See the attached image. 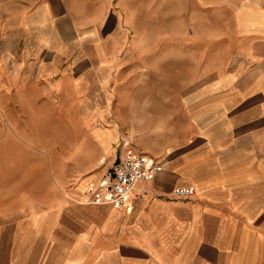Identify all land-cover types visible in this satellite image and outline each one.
I'll return each instance as SVG.
<instances>
[{"label": "crops", "instance_id": "crops-1", "mask_svg": "<svg viewBox=\"0 0 264 264\" xmlns=\"http://www.w3.org/2000/svg\"><path fill=\"white\" fill-rule=\"evenodd\" d=\"M237 9L235 63L205 72L190 66L188 80L175 71L173 81L168 59L184 63L194 51L163 54L157 87L164 92L135 99L136 84L121 89L127 96L116 104L135 108L131 119L122 120L120 110L116 117L113 130L125 131L110 167L133 151L162 170L115 210L87 196L110 168L68 192V171L61 181L46 172L38 189L37 146L24 139L39 136L34 106L66 104L38 90L118 89L122 50L110 44L116 0H0V41L18 46L3 51L14 66L0 77L6 94L16 91L0 99V264H264V0ZM181 188L194 195L170 199Z\"/></svg>", "mask_w": 264, "mask_h": 264}, {"label": "rangeland", "instance_id": "rangeland-1", "mask_svg": "<svg viewBox=\"0 0 264 264\" xmlns=\"http://www.w3.org/2000/svg\"><path fill=\"white\" fill-rule=\"evenodd\" d=\"M243 1L116 0L118 32L113 35L115 41L112 40L110 44L112 48L122 50L118 59L120 68L114 76L118 89L91 90L84 94L76 90L63 94L55 90L37 91L38 96L48 93L54 99L63 98L66 102L65 105H54L50 99H45L32 109L31 118L37 120L39 136L30 139L24 137V140L37 146L31 152L35 150L38 153H34L38 156V189L44 187L46 172H52L54 181H61L68 171L69 182L64 189L68 192L66 190L71 191L78 184V179L99 172L104 174L110 168L109 159L116 155L125 131L123 126H119L118 132L113 130L116 117L119 121L120 110L122 120L131 119L133 114L128 110L135 108L116 104L127 96L125 90L121 89H125L127 83L136 84L137 87L130 94L135 99L156 98L158 92H164L157 87L160 81L158 61L163 54L173 56V53L183 51L188 56L194 51L191 54L193 57L181 59L184 63L174 62L179 59H168V76L173 81L175 71H181V80H188L191 71L186 69L190 66L196 65L199 67L197 72H205L210 67L217 69L222 65L235 63L241 39L237 7ZM100 38L104 39V35ZM14 46L17 45L13 42L0 41V77L6 68L14 66V59L4 57L3 54V51H13ZM124 55L136 57L125 58ZM147 84L148 90L145 89ZM6 96L14 97L16 91L11 89L6 94L0 88V99ZM67 135L68 147L65 144ZM47 137L49 139L45 142ZM15 140L18 142L14 146L21 147L19 139ZM2 141L0 139V145ZM46 144L51 146V151L42 153L39 148ZM62 145L68 150L65 154H62ZM18 164L16 161L11 165L16 167ZM25 173L23 170V175Z\"/></svg>", "mask_w": 264, "mask_h": 264}, {"label": "built area", "instance_id": "built-area-1", "mask_svg": "<svg viewBox=\"0 0 264 264\" xmlns=\"http://www.w3.org/2000/svg\"><path fill=\"white\" fill-rule=\"evenodd\" d=\"M161 170L160 164L149 163L140 152L125 153L110 167L98 188L92 185L88 187V202L91 204L108 203L115 210H121L131 200L137 187ZM193 195L192 189H175L170 199L183 200ZM140 197L145 196L142 194Z\"/></svg>", "mask_w": 264, "mask_h": 264}]
</instances>
